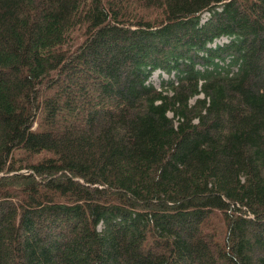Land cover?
<instances>
[{"label":"trees","instance_id":"16d2710c","mask_svg":"<svg viewBox=\"0 0 264 264\" xmlns=\"http://www.w3.org/2000/svg\"><path fill=\"white\" fill-rule=\"evenodd\" d=\"M0 264H264V0H0Z\"/></svg>","mask_w":264,"mask_h":264},{"label":"rangeland","instance_id":"374dc122","mask_svg":"<svg viewBox=\"0 0 264 264\" xmlns=\"http://www.w3.org/2000/svg\"><path fill=\"white\" fill-rule=\"evenodd\" d=\"M222 42H224L223 40H219L217 43H222ZM170 78H172L171 76H169ZM165 79V78H167L166 76H164V77H161L160 76V73H159V71L157 70V71H155L152 75H151V77H150V84H152V85H154L155 87H158L159 86V84H160V80L161 79Z\"/></svg>","mask_w":264,"mask_h":264}]
</instances>
